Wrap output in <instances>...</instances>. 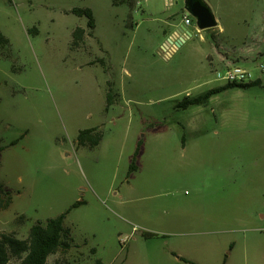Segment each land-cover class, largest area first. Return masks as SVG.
I'll use <instances>...</instances> for the list:
<instances>
[{
  "label": "rangeland",
  "instance_id": "obj_1",
  "mask_svg": "<svg viewBox=\"0 0 264 264\" xmlns=\"http://www.w3.org/2000/svg\"><path fill=\"white\" fill-rule=\"evenodd\" d=\"M131 1L0 0V185L13 199L0 238L71 209L72 248L47 264H264V0H204L227 27L219 52L196 22L169 42L186 0ZM75 8L93 10L92 36ZM230 65L262 86L177 109L227 86L216 72ZM90 128L101 144L78 148Z\"/></svg>",
  "mask_w": 264,
  "mask_h": 264
},
{
  "label": "trees",
  "instance_id": "obj_2",
  "mask_svg": "<svg viewBox=\"0 0 264 264\" xmlns=\"http://www.w3.org/2000/svg\"><path fill=\"white\" fill-rule=\"evenodd\" d=\"M129 6L132 8L135 3L131 0H114V6ZM74 16L87 19V28L90 36L97 28V21L94 12L90 8H75L72 10ZM85 29L78 27L72 34L73 45L80 44L85 37ZM10 44V40L0 32V46H7ZM104 65V62H102ZM237 84H228L227 86L207 91L206 93L199 95L195 98L186 97L179 105L177 109L187 110L192 106H200L207 104L210 99L228 89H232ZM262 86L261 81L250 82L248 84H239V87L247 89L251 87ZM116 94L113 92V88H110L106 94L107 99V111L115 104ZM103 140V132L100 128H90L79 132L77 139V147L89 148L90 150L98 147ZM143 142L138 144L135 152L132 164L130 166L129 174L137 171V158L140 154ZM3 151L0 148V154ZM12 192L6 190L0 185V211L7 209L12 204ZM82 203H76L72 208H78ZM71 209L63 213L57 218H51L46 222H38L29 231V236L26 239H18L12 235H3L0 238V264H8L11 257L22 260V264H47L48 259L57 254L59 251L67 252L72 248V245L68 241L70 235L69 229L65 226V220L70 214ZM74 242V241H73ZM96 253V249L92 250ZM228 257H225V263ZM186 263H191L189 260L181 259ZM94 264H105L101 259H97Z\"/></svg>",
  "mask_w": 264,
  "mask_h": 264
},
{
  "label": "water",
  "instance_id": "obj_3",
  "mask_svg": "<svg viewBox=\"0 0 264 264\" xmlns=\"http://www.w3.org/2000/svg\"><path fill=\"white\" fill-rule=\"evenodd\" d=\"M185 10L195 19L200 31L213 29L218 25L214 13L204 0H186ZM186 32L187 28L185 26L182 25L178 28V33L181 35ZM169 42L173 43V40L169 38Z\"/></svg>",
  "mask_w": 264,
  "mask_h": 264
},
{
  "label": "crops",
  "instance_id": "obj_4",
  "mask_svg": "<svg viewBox=\"0 0 264 264\" xmlns=\"http://www.w3.org/2000/svg\"><path fill=\"white\" fill-rule=\"evenodd\" d=\"M210 7V6H209ZM212 12L214 13L216 20H217V27L213 28V29H209L208 31L212 32L211 33V37L215 38V40L212 39V42H210V46L212 48H215L218 52L220 50H227V45H226V30L227 27L224 26V17L220 16V18H218L217 12L214 11L211 7ZM186 16H190L189 14L184 15V18ZM193 18V17H192ZM196 22L195 19L193 18V23ZM183 26H185L184 24H182ZM182 25H178L174 28L173 31L168 32V38H171L173 41H177L179 44L184 43L187 39H189V37H191V34L189 33V30L187 28V32L183 35H181L180 33H178V28ZM198 28V27H197ZM177 31V32H176ZM199 32H201L200 30H198ZM206 31V30H205ZM167 33V32H166ZM192 95H188V97H191ZM198 96V95H197ZM196 96H194L193 98H195ZM201 106V105H200ZM193 107V106H192Z\"/></svg>",
  "mask_w": 264,
  "mask_h": 264
},
{
  "label": "built area",
  "instance_id": "obj_5",
  "mask_svg": "<svg viewBox=\"0 0 264 264\" xmlns=\"http://www.w3.org/2000/svg\"><path fill=\"white\" fill-rule=\"evenodd\" d=\"M193 24L192 16L184 18V25L191 26ZM216 76L218 80H222L228 84H247L251 80V74L237 65H230L223 71H217Z\"/></svg>",
  "mask_w": 264,
  "mask_h": 264
}]
</instances>
